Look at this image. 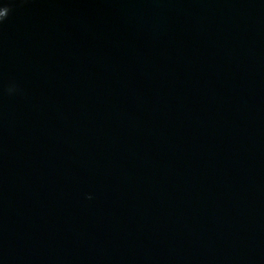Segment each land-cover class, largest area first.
Wrapping results in <instances>:
<instances>
[{"label": "water", "instance_id": "obj_1", "mask_svg": "<svg viewBox=\"0 0 264 264\" xmlns=\"http://www.w3.org/2000/svg\"><path fill=\"white\" fill-rule=\"evenodd\" d=\"M0 4V264H264V0Z\"/></svg>", "mask_w": 264, "mask_h": 264}, {"label": "clouds", "instance_id": "obj_2", "mask_svg": "<svg viewBox=\"0 0 264 264\" xmlns=\"http://www.w3.org/2000/svg\"><path fill=\"white\" fill-rule=\"evenodd\" d=\"M11 9L6 5L0 4V23H3L5 19H7L9 12Z\"/></svg>", "mask_w": 264, "mask_h": 264}]
</instances>
